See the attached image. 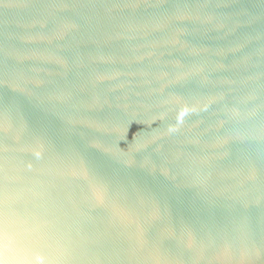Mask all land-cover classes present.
<instances>
[{
	"label": "water",
	"instance_id": "1",
	"mask_svg": "<svg viewBox=\"0 0 264 264\" xmlns=\"http://www.w3.org/2000/svg\"><path fill=\"white\" fill-rule=\"evenodd\" d=\"M0 264H264V0H0Z\"/></svg>",
	"mask_w": 264,
	"mask_h": 264
}]
</instances>
